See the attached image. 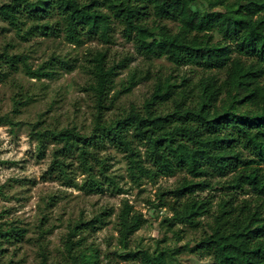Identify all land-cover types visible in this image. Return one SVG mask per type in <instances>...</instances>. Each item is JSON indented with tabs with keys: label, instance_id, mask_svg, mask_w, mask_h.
<instances>
[{
	"label": "trees",
	"instance_id": "16d2710c",
	"mask_svg": "<svg viewBox=\"0 0 264 264\" xmlns=\"http://www.w3.org/2000/svg\"><path fill=\"white\" fill-rule=\"evenodd\" d=\"M0 22L1 35L13 31L21 40L63 35L74 44L85 39L111 43L119 25L123 37L147 58H165L175 68L200 69L203 75L198 81L186 74L157 77L142 109L132 105L110 121L108 112L116 100L142 78L138 71L131 72L110 96L130 56L110 62L107 51L90 52L86 68L96 109L91 134L76 127L42 128L38 121L32 124L31 136L40 154L47 143L59 145L50 171L61 177L69 179L68 159L77 156L86 174L81 187L88 192H101L106 184L119 191L108 174L109 157L96 152L107 143L125 153L135 183L143 177L185 172L190 179L184 177L161 193V205H167L166 195L173 197L168 203L173 215L164 222L192 229L207 226L191 251L210 257L212 264H264V0H8L0 2ZM17 47L15 38L0 46V83L19 72L34 78L53 76L56 61L67 63L53 56L33 68ZM14 103L16 115L26 100L16 97ZM0 125L15 128L20 122L3 114ZM207 190L223 192L216 204L215 194L200 195ZM108 214L106 209L70 227L59 262L50 259L43 240L51 228L41 221L35 241L38 264H99L95 248H82L80 233L100 228ZM206 215L211 220L203 222ZM145 221L124 202L117 222L124 249ZM173 231L180 239L182 229ZM26 233L27 228L13 221L0 222V256L5 244L20 245ZM126 256L143 264H170L163 249L128 250Z\"/></svg>",
	"mask_w": 264,
	"mask_h": 264
},
{
	"label": "rangeland",
	"instance_id": "374dc122",
	"mask_svg": "<svg viewBox=\"0 0 264 264\" xmlns=\"http://www.w3.org/2000/svg\"><path fill=\"white\" fill-rule=\"evenodd\" d=\"M8 0H0L4 2ZM234 1V0H230ZM175 28V24L168 22ZM4 23L0 22V28ZM15 38L18 44L16 51L28 55L33 68L53 56L67 61L66 64L56 61V74L49 77L34 78L24 72L14 74L5 83H0V115L9 114L19 121L20 125L12 128L0 125V222H15L27 228L25 239L20 245L5 244L0 256V264H38L39 246L35 242L37 227L41 221L51 228L43 242L53 261H62L65 255L64 242L70 227L81 220L89 221L100 212L108 210L105 223L92 230L84 229L80 236L82 248H95L99 254V264H143L139 258L126 256L128 250L163 249L170 264H212L210 257L191 251L197 241L207 230L203 225L199 229L189 226H170L164 222L172 217L168 203L173 197L166 195L167 205H161V193L175 188L184 178H191L185 172L173 176H159L155 179L143 177L135 183L128 169L125 153L109 143L96 149L101 157H109L108 174L116 180L119 191L105 185L101 192H88L81 185L86 174L80 169L77 156H70L69 179L61 177L58 172H51L53 151L59 145L47 143L43 154L39 153L38 143L31 136L32 124L42 122V128L61 130L73 128L85 134L93 130V115L96 111L94 98L89 89L91 75L88 72L90 52L107 51L110 62H119L127 55L130 61L127 67L121 68L115 79V86L110 96L121 89L131 72L138 71L142 80L130 93L121 95L115 106L108 112L111 121L121 113H126L132 105L142 109L151 95L157 77L165 78L170 74H186L193 81L203 75L198 68L191 66L175 68L165 58H152L137 52L134 43L127 41L116 25L113 41L105 43L99 39H85L83 44H74L66 38L56 35L37 36L29 40L16 38L13 31L0 34V46L6 40ZM220 36L216 35V39ZM223 79V74L218 75ZM26 100L19 114H14V98ZM141 153L145 148L139 146ZM148 166L149 164L146 163ZM98 170L99 168L96 167ZM98 172V171H97ZM215 194V204L222 191H204L202 197ZM245 196L240 195V199ZM248 197V196H246ZM124 202L145 218L142 227L133 234L129 248L124 249L119 242L117 229L118 214ZM216 209L214 205L213 210ZM203 222L211 218L206 215ZM182 229L181 238L173 230ZM79 239V238H75Z\"/></svg>",
	"mask_w": 264,
	"mask_h": 264
}]
</instances>
